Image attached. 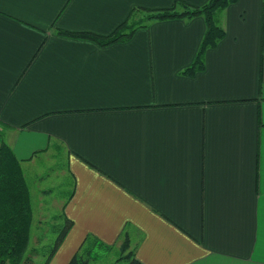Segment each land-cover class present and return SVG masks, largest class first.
Masks as SVG:
<instances>
[{"label": "crops", "instance_id": "0c3cea01", "mask_svg": "<svg viewBox=\"0 0 264 264\" xmlns=\"http://www.w3.org/2000/svg\"><path fill=\"white\" fill-rule=\"evenodd\" d=\"M175 1L0 0V138L22 168L60 147L73 183L50 264L123 229L142 264H264V0L216 13L224 35L193 75L200 15L106 45L55 31L107 34Z\"/></svg>", "mask_w": 264, "mask_h": 264}, {"label": "trees", "instance_id": "16d2710c", "mask_svg": "<svg viewBox=\"0 0 264 264\" xmlns=\"http://www.w3.org/2000/svg\"><path fill=\"white\" fill-rule=\"evenodd\" d=\"M236 0H207L196 5L184 0H176L169 7L144 8L134 7L128 15L107 34H98L91 31H71L56 28L61 35L90 39L99 45L111 44L129 39L134 31L147 26L152 20L171 17L190 18L200 15L205 21V31L197 48L196 54L189 65L182 69V73L193 75L204 68V52L214 46L224 35L223 27L216 21V13ZM73 184V183H72ZM72 191V190H71ZM70 191L69 194L72 192ZM64 219L58 234L47 250L42 251L36 246L30 247V231L33 218L30 186L24 174L20 160L14 154L9 144L0 138V264H23L32 262L33 256L45 253L42 264H48L59 242L63 239L72 225V220L60 214ZM53 227V226H51ZM123 236L120 244L121 257L126 264H142L135 255V245L128 249L129 239L126 229L119 234ZM110 247L93 233H87L77 250L66 264H89L90 253L96 245Z\"/></svg>", "mask_w": 264, "mask_h": 264}, {"label": "rangeland", "instance_id": "374dc122", "mask_svg": "<svg viewBox=\"0 0 264 264\" xmlns=\"http://www.w3.org/2000/svg\"><path fill=\"white\" fill-rule=\"evenodd\" d=\"M59 148H51L43 157H37L23 167L34 207L29 244L42 251L50 247L64 224V219L58 216L62 213L61 200H65L71 190L72 178L68 174L64 152ZM127 236L130 249L137 235L129 230ZM122 240L123 236L110 247L96 244L90 253L89 264H126L127 261L121 257ZM67 241L62 247L67 245ZM44 259L45 253L38 252L33 256L32 262L23 264H42Z\"/></svg>", "mask_w": 264, "mask_h": 264}]
</instances>
